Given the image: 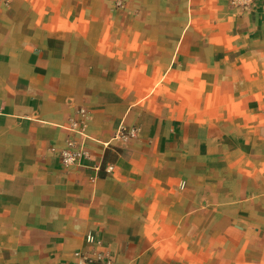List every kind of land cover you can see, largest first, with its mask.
<instances>
[{
  "label": "crops",
  "instance_id": "crops-1",
  "mask_svg": "<svg viewBox=\"0 0 264 264\" xmlns=\"http://www.w3.org/2000/svg\"><path fill=\"white\" fill-rule=\"evenodd\" d=\"M89 251L264 264V0H0V264Z\"/></svg>",
  "mask_w": 264,
  "mask_h": 264
},
{
  "label": "built area",
  "instance_id": "built-area-1",
  "mask_svg": "<svg viewBox=\"0 0 264 264\" xmlns=\"http://www.w3.org/2000/svg\"><path fill=\"white\" fill-rule=\"evenodd\" d=\"M87 110L84 108L78 109V117L71 118L65 125L70 131V135L66 140V145L61 148H53L52 150L58 154L59 162L62 167L67 168L71 166H85L83 159L89 157V152L86 149V144L93 138L88 134L85 128V121L87 118ZM138 128L135 126H122L118 132V136L123 139H131L136 137ZM94 169L100 170V165L93 166ZM108 170V167H107ZM111 169H109L110 171ZM90 243L96 242L97 239L89 234L87 237ZM80 254V252H77ZM84 259L87 264H109L110 259H103L101 254L95 251H89L86 254L83 252Z\"/></svg>",
  "mask_w": 264,
  "mask_h": 264
}]
</instances>
